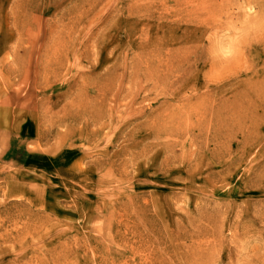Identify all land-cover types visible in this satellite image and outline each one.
<instances>
[{
    "label": "rangeland",
    "instance_id": "rangeland-1",
    "mask_svg": "<svg viewBox=\"0 0 264 264\" xmlns=\"http://www.w3.org/2000/svg\"><path fill=\"white\" fill-rule=\"evenodd\" d=\"M0 264H264V0H0Z\"/></svg>",
    "mask_w": 264,
    "mask_h": 264
}]
</instances>
